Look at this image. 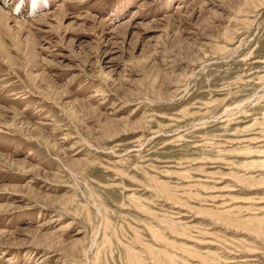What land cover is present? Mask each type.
Masks as SVG:
<instances>
[{
  "label": "rangeland",
  "instance_id": "obj_1",
  "mask_svg": "<svg viewBox=\"0 0 264 264\" xmlns=\"http://www.w3.org/2000/svg\"><path fill=\"white\" fill-rule=\"evenodd\" d=\"M0 264H264V0H0Z\"/></svg>",
  "mask_w": 264,
  "mask_h": 264
}]
</instances>
